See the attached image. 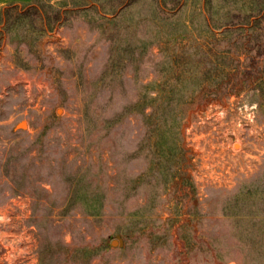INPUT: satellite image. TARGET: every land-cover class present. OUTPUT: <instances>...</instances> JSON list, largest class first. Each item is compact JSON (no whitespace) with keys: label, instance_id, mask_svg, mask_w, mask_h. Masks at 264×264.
<instances>
[{"label":"rangeland","instance_id":"obj_1","mask_svg":"<svg viewBox=\"0 0 264 264\" xmlns=\"http://www.w3.org/2000/svg\"><path fill=\"white\" fill-rule=\"evenodd\" d=\"M0 264H264V0L0 10Z\"/></svg>","mask_w":264,"mask_h":264},{"label":"crops","instance_id":"obj_2","mask_svg":"<svg viewBox=\"0 0 264 264\" xmlns=\"http://www.w3.org/2000/svg\"><path fill=\"white\" fill-rule=\"evenodd\" d=\"M32 0H0V10L10 5L29 4Z\"/></svg>","mask_w":264,"mask_h":264},{"label":"water","instance_id":"obj_3","mask_svg":"<svg viewBox=\"0 0 264 264\" xmlns=\"http://www.w3.org/2000/svg\"><path fill=\"white\" fill-rule=\"evenodd\" d=\"M123 240H120V241H113L112 242V246H123Z\"/></svg>","mask_w":264,"mask_h":264},{"label":"trees","instance_id":"obj_4","mask_svg":"<svg viewBox=\"0 0 264 264\" xmlns=\"http://www.w3.org/2000/svg\"><path fill=\"white\" fill-rule=\"evenodd\" d=\"M15 6H19V5H10V6L6 7V8L1 9V10H7L9 7H15ZM45 11H46V13L48 12L46 9H44V12ZM47 15H48V13H47Z\"/></svg>","mask_w":264,"mask_h":264},{"label":"bare ground","instance_id":"obj_5","mask_svg":"<svg viewBox=\"0 0 264 264\" xmlns=\"http://www.w3.org/2000/svg\"><path fill=\"white\" fill-rule=\"evenodd\" d=\"M22 126H23V127H26V123H23ZM235 148H239V145L237 144V145L235 146Z\"/></svg>","mask_w":264,"mask_h":264}]
</instances>
